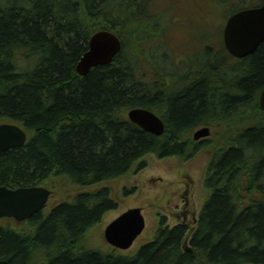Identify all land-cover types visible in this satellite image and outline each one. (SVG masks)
Returning <instances> with one entry per match:
<instances>
[{"label":"trees","instance_id":"16d2710c","mask_svg":"<svg viewBox=\"0 0 264 264\" xmlns=\"http://www.w3.org/2000/svg\"><path fill=\"white\" fill-rule=\"evenodd\" d=\"M154 1L0 0V123L28 135L0 154V184L65 196L24 225H0L6 264H264V41L233 58L225 83L201 71L167 91L147 77L143 32L160 19ZM99 29L115 31L124 47L81 75L76 65ZM135 106L159 113L165 132L130 121ZM201 125L213 128L210 143L193 139ZM205 144L208 195L196 222L169 226L163 216L153 239L128 255L92 247L89 231L117 206L106 182L145 167L148 153L190 159Z\"/></svg>","mask_w":264,"mask_h":264},{"label":"rangeland","instance_id":"374dc122","mask_svg":"<svg viewBox=\"0 0 264 264\" xmlns=\"http://www.w3.org/2000/svg\"><path fill=\"white\" fill-rule=\"evenodd\" d=\"M174 1L172 0L173 4ZM190 3L196 2L190 0ZM221 3L225 6L227 2ZM169 4L171 5L166 0L154 1L155 11L160 14V19L148 21L143 32L146 38L145 58L149 65L146 69L147 77L151 78V73H154L152 80H159L167 91L180 90L184 85L193 83L192 80L198 79L197 73L201 71H213L218 76L215 81L217 80L219 84L225 83L227 79L225 72L229 71L228 65L234 62L222 46L228 12H224V7L217 4L212 13L214 17L194 19L192 8L186 4V0H180L176 12L173 7L170 10L166 7ZM200 5L207 9L205 4ZM169 11L168 35L163 37L165 31H161L159 27H163L164 18L168 16ZM173 12H175L174 20ZM199 15L202 16L201 11ZM172 22L174 24L171 26ZM171 33L176 39L174 43L169 35ZM159 38L165 42L158 44ZM210 43L215 46L212 51L207 48ZM209 57L211 61L208 62ZM24 62L20 65H24ZM190 73L194 74V77L185 83L184 80ZM208 78L212 81V74L208 75ZM211 139L210 136L209 143ZM213 143L215 144L214 141ZM210 147L211 144L190 159L183 160L178 156L160 157L155 153H148L143 157L147 161L145 167L132 168L125 175L106 182L117 201V206L108 209L101 221L89 231L92 247L114 251L104 238V229L109 222L133 206L143 207L147 226L133 246L126 250L114 251L116 253L132 254L142 244L153 239L163 216H166V224L169 226H174L184 218L191 223L196 216L199 217L208 195L204 179L209 165L208 157L211 151L208 148ZM61 197H64V192L56 190L53 201ZM188 207L190 210L185 213Z\"/></svg>","mask_w":264,"mask_h":264},{"label":"water","instance_id":"95a60500","mask_svg":"<svg viewBox=\"0 0 264 264\" xmlns=\"http://www.w3.org/2000/svg\"><path fill=\"white\" fill-rule=\"evenodd\" d=\"M224 40L234 56L244 57L255 52L264 41V3L231 15L225 26ZM122 47L121 38L112 30L100 29L94 32L88 49L78 62V73L86 75L93 67L109 64ZM259 101L264 110V88ZM128 117L154 134L161 135L165 131L163 119L149 108L133 107L128 111ZM210 133L211 128L203 126L194 131L193 137L197 140ZM26 140L27 133L20 125L13 122L0 123V154L13 147H22ZM51 192L40 185L12 188L0 184V217H14L18 221H24L44 208ZM145 223L141 207H132L107 225L105 238L116 247L128 248L142 233ZM0 264H6V259L0 258Z\"/></svg>","mask_w":264,"mask_h":264},{"label":"flooded vegetation","instance_id":"af4514ba","mask_svg":"<svg viewBox=\"0 0 264 264\" xmlns=\"http://www.w3.org/2000/svg\"><path fill=\"white\" fill-rule=\"evenodd\" d=\"M176 1H178V0H175V1H174V5H176ZM193 1H195L196 3H195V4L191 3L192 7H194V9H195L197 12H200V11H201V14L203 15V17L207 18V17H209L210 15H212V13L214 12L213 9L210 8V6L212 5V0L210 1V3H209L208 0H193ZM216 1H218V0H216ZM256 1H259V0H236L237 3L243 5V8H244L245 6H251L250 3H255ZM260 1L262 2V0H260ZM198 3H199V4H198ZM200 4H205L206 7H207V9L204 8V6H201ZM225 9L228 10V6H227V4L225 5ZM186 193H187V192H186ZM61 200H62V198L56 200L53 204L50 203L49 206L52 207V206H54L56 203H58V202L61 201ZM188 203H189V200L187 199L186 204L188 205ZM189 210H190L189 207L186 208V209H185V213H187Z\"/></svg>","mask_w":264,"mask_h":264},{"label":"bare ground","instance_id":"6f19581e","mask_svg":"<svg viewBox=\"0 0 264 264\" xmlns=\"http://www.w3.org/2000/svg\"><path fill=\"white\" fill-rule=\"evenodd\" d=\"M83 54H84V53H83ZM81 57H82V56H81ZM80 59H81V58H80ZM80 59H79V61H80ZM79 61H78V62H79ZM77 65H78V63H77ZM77 65H76V68H77Z\"/></svg>","mask_w":264,"mask_h":264}]
</instances>
